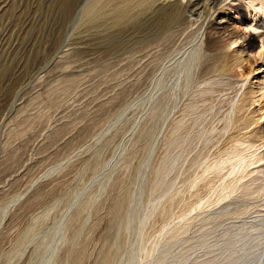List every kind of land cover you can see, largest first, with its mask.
Instances as JSON below:
<instances>
[{
	"label": "rangeland",
	"instance_id": "rangeland-1",
	"mask_svg": "<svg viewBox=\"0 0 264 264\" xmlns=\"http://www.w3.org/2000/svg\"><path fill=\"white\" fill-rule=\"evenodd\" d=\"M165 1L0 0V264L264 251V196L238 189L264 177V0Z\"/></svg>",
	"mask_w": 264,
	"mask_h": 264
},
{
	"label": "bare ground",
	"instance_id": "bare-ground-1",
	"mask_svg": "<svg viewBox=\"0 0 264 264\" xmlns=\"http://www.w3.org/2000/svg\"><path fill=\"white\" fill-rule=\"evenodd\" d=\"M118 1V0H117ZM125 1V0H124ZM151 1H153L152 2V5H148L147 4V7H149L150 6V8L151 7H153L154 5H156L157 3H158V0H151ZM198 1V0H197ZM207 1V0H206ZM210 1V3L212 4V3H214L215 5H211V4H209L207 7H208V11L210 12V14L214 11V9H215V6H216V2L217 1H219V0H209ZM252 1H254V0H250V4H252L251 2ZM190 2H191V0H173L172 2H171V0H169V1H165V2H163V3H161V4H158V7L161 5L162 6V8H164L165 6H167V7H169V6H171V7H177V8H180V9H186V10H188V8H189V6H190ZM220 2V1H219ZM200 3V2H199ZM207 3V2H206ZM204 4V3H203ZM220 4V3H219ZM141 5V4H140ZM218 5V4H217ZM194 6H195V4H194ZM205 6H206V4H205ZM254 6V5H253ZM155 7V6H154ZM200 8H201V6H200ZM204 8H206V7H204ZM217 8V7H216ZM202 9V8H201ZM256 9V12L257 13H262L263 12V8L262 7H258V8H255ZM168 10V9H167ZM199 10V9H198ZM205 10V9H204ZM191 11V10H190ZM207 11V10H206ZM159 12V11H158ZM172 12H175V11H172ZM198 12V11H197ZM200 12V11H199ZM203 12V11H202ZM201 12V13H202ZM205 12V11H204ZM209 12H208V14H209ZM206 13V12H205ZM215 13V12H214ZM190 15V14H189ZM191 15L192 16H194V13H191ZM214 15V14H213ZM128 16V15H127ZM200 16H202V15H200ZM205 17H206V14L204 15ZM195 17V16H194ZM210 17V16H209ZM184 18V17H183ZM180 19H182V18H180ZM185 19V18H184ZM208 19V18H207ZM186 20H187V18H186ZM183 21V19L181 20V22ZM198 21H199V19H198ZM198 21H197V19L195 18V19H189V20H187V22L186 23H184V26L183 27H181V30L180 31H177V34H179V35H184V33L186 32V31H189V30H191L192 31V33L194 32H197V31H200V30H203L202 32H203V36L205 35L206 37H207V31L209 30V29H211L210 28V26L209 25H206V23H204L205 25H203V24H198L197 25V27L194 29V30H192L191 28L193 27V26H196V24L198 23ZM207 22V21H206ZM211 23V22H210ZM209 23V24H210ZM178 24V23H177ZM176 24V25H177ZM230 25V24H229ZM228 25V26H229ZM179 28V27H178ZM225 28V26H223L222 28H218V29H216L217 30V32L218 33H220V32H222L221 30L222 29H224ZM230 29H233V28H230ZM215 30V31H216ZM226 30V29H225ZM175 31V30H174ZM235 31V30H234ZM170 33V32H169ZM175 33V32H174ZM231 33V32H230ZM198 34H199V32H198ZM233 34H235V33H233ZM200 35V34H199ZM174 36V35H173ZM201 36V35H200ZM180 37V36H179ZM220 37V36H219ZM222 37H224V34H223V36ZM168 38V37H167ZM200 38V37H199ZM224 38H226V37H224ZM234 39V38H233ZM238 39V38H237ZM199 40V39H198ZM231 40V39H230ZM236 41V40H235ZM170 42V41H169ZM201 42L203 43L204 41L203 40H201ZM262 42H263V40H262ZM262 42H261V44H262ZM234 43V42H233ZM199 44V43H198ZM197 44V45H198ZM238 44V43H237ZM264 44V43H263ZM262 46V45H261ZM201 47V46H200ZM202 47H204V46H202ZM263 47V46H262ZM261 47V48H262ZM207 48V47H206ZM204 50V49H203ZM203 52V51H202ZM260 67V66H259ZM262 69V68H261ZM260 70V69H259ZM262 71V70H261ZM259 72V71H258ZM262 77V76H261ZM263 80V79H262ZM255 82H258L259 84H260V82H261V79H258L257 81L256 80H254ZM263 85V84H262ZM261 85V86H262ZM250 86H252V85H250ZM255 87V86H254ZM260 87V86H259ZM251 88H253V87H251ZM261 89V88H260ZM264 89V88H263ZM252 90V89H251ZM250 90V91H251ZM257 91H259V88H258V90ZM254 92V91H253ZM257 93V92H256ZM261 94V93H260ZM252 96H253V94H252ZM260 96H262V95H260ZM255 98V97H254ZM258 98H260V97H258ZM257 98V99H258ZM262 99V101H263V99L264 98H261ZM257 101V100H256ZM258 102V101H257ZM262 103V102H261ZM264 103V102H263ZM235 105H237V104H235ZM261 105V104H260ZM256 108V107H255ZM254 108V109H255ZM259 110H254L253 111V113L255 114L256 113V115H254V116H262V117H264V104L261 106V108H258ZM253 110V109H252ZM258 114V115H257ZM255 118V117H254ZM253 119V118H252ZM243 163H245V165L247 166L248 165V163L249 162H245L243 159H240L239 161H238V165L239 164H243ZM251 163V162H250ZM249 163V164H250ZM236 166V165H235ZM235 171V167L231 170V173L230 174H232L233 172ZM262 171V170H261ZM260 173V172H259ZM262 174L264 175V171H262ZM261 175V174H260ZM244 177L243 176H240V178L238 179V178H236L235 180H236V185H233V186H229V187H227V188H225V191L228 189V188H231L232 190L226 195V194H221V193H219V195H218V197L216 198L217 200L216 201H220V200H222L223 198H225V197H227V196H229L230 194H232V193H234L235 191H236V189L238 188V183H239V181H241L242 179H243ZM253 178V177H252ZM251 180V179H250ZM248 180L249 182L248 183H243V186H240L238 189H242L243 188V190H242V194L243 195H248V196H254V195H256L257 197H262V196H264V177L263 178H260V176H259V178H255V179H253V180ZM238 182V183H237ZM233 183V182H232ZM231 183V184H232ZM242 185V184H241ZM241 194V195H242ZM233 195V194H232ZM242 197V196H241ZM264 198V197H263ZM263 198H261V199H263ZM239 199V198H238ZM255 199V198H254ZM257 199V198H256ZM236 200V199H235ZM241 200V199H240ZM246 200H247V198H246ZM259 200V199H258ZM223 201V200H222ZM254 201V200H253ZM256 201V200H255ZM213 202H215V201H213ZM221 202V201H220ZM232 202H234V201H232ZM249 202V201H248ZM261 203L262 204H264L263 202H260V205H261ZM248 204V203H247ZM257 204H259V203H257ZM228 205V204H227ZM249 205V204H248ZM256 205V204H255ZM231 206V205H230ZM241 206V205H240ZM242 206H243V204H242ZM247 206V205H246ZM249 206H251V205H249ZM257 206V205H256ZM262 206V205H261ZM260 207V206H259ZM246 208H248V206L246 207ZM245 208V209H246ZM250 208V207H249ZM242 209V208H241ZM262 209H264V208H262ZM237 210V209H236ZM244 210V209H243ZM242 210V211H243ZM249 210V209H248ZM242 211H240V212H242ZM246 211V210H245ZM253 211V210H252ZM259 212V211H258ZM229 213V212H228ZM244 213V212H243ZM243 213H240V214H243ZM236 214V213H235ZM237 214H238V212H237ZM245 214V213H244ZM259 214V213H258ZM256 216V215H255ZM258 216V215H257ZM237 218V217H236ZM259 218V217H258ZM257 220V219H256ZM249 222V221H248ZM252 222H254V221H252ZM259 224H254V223H251V228L253 229V230H255V232H256V230H258V232L260 231V234L261 233H263L264 232V219H260L259 220ZM246 223V222H245ZM250 223V222H249ZM262 223V224H261ZM261 224V225H260ZM231 225V224H230ZM249 225V224H248ZM243 226H244V224H243ZM245 227V226H244ZM243 227V228H244ZM247 227V226H246ZM245 227V228H246ZM253 227H256L255 229L253 228ZM242 228V229H243ZM244 228V229H245ZM251 228H248V229H251ZM236 229H237V227H236ZM239 229V228H238ZM234 230V229H233ZM241 229H239L238 231H240ZM246 230V229H245ZM252 230V231H253ZM235 231V230H234ZM237 231V230H236ZM251 231V230H250ZM249 231V232H250ZM225 232H227V231H225ZM241 232V231H240ZM243 232V231H242ZM246 232H247V230H246ZM254 232V231H253ZM239 233V232H238ZM233 234L235 237H237L236 239L237 240H239V241H237V242H239V243H244L248 238H250V237H248V234ZM245 233V232H244ZM226 234V233H225ZM228 234H230L229 233V231H228ZM225 236V235H224ZM232 236V235H231ZM228 237V236H227ZM216 238V237H215ZM232 240H228L227 239V242H230V243H232V244H234L235 243V245L234 246H236V242H235V240H233L234 238H232V237H230ZM257 238V237H256ZM259 238V237H258ZM212 239V238H211ZM249 240V239H248ZM262 240V239H261ZM212 242V241H211ZM219 242V241H218ZM213 243V242H212ZM239 243H237V244H239ZM248 243H249V241H248ZM216 244V243H215ZM244 244H247V243H244ZM250 244V243H249ZM262 244H264L263 242H262ZM218 245V244H217ZM225 245V244H224ZM228 245H230V244H228ZM258 245V244H257ZM231 246V245H230ZM248 246H250V245H248ZM258 246H260V245H258ZM242 247H245L244 245L242 246ZM254 246H252V248H253ZM260 247H263V246H260ZM223 248H225V247H223ZM226 248L228 249V250H231V248H229L227 245H226ZM234 248V251L236 252V250H235V247H233ZM238 248V247H237ZM239 248H240V246H239ZM256 248V247H255ZM250 249V248H249ZM249 249L247 250V251H249ZM254 249V248H253ZM252 249V250H253ZM258 249H260L261 250V248H258ZM264 249V248H263ZM242 250V249H241ZM241 250H238V251H241ZM244 250V249H243ZM245 251H246V249H245ZM242 252V251H241ZM250 252H251V250H250ZM253 253V252H252ZM246 254V253H245ZM264 254V251H260V252H258L252 259H254V258H256L255 260H254V263H252V264H258L259 263V261H260V258L262 257V255ZM232 255V254H231ZM239 255V254H238ZM248 255V254H247ZM226 256V255H225ZM224 256V257H225ZM234 256V255H233ZM236 257H237V255H236ZM241 257V256H240ZM244 257V256H243ZM249 257V255L247 256V258ZM227 258V257H226ZM235 258V257H234ZM233 258V259H234ZM238 258V257H237ZM225 259V258H224ZM228 259V258H227ZM230 259H232V258H230ZM232 259V260H233ZM227 261V260H226ZM229 261V260H228ZM238 261H239V259H238ZM263 261V260H262ZM236 263V262H235ZM238 263V262H237ZM227 264H229V263H227ZM232 264H234V262L232 263ZM243 264V263H242ZM248 264V263H247Z\"/></svg>",
	"mask_w": 264,
	"mask_h": 264
}]
</instances>
